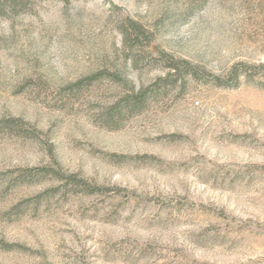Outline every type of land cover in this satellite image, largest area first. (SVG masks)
<instances>
[{"label":"rangeland","instance_id":"1","mask_svg":"<svg viewBox=\"0 0 264 264\" xmlns=\"http://www.w3.org/2000/svg\"><path fill=\"white\" fill-rule=\"evenodd\" d=\"M0 264H264V0L2 13Z\"/></svg>","mask_w":264,"mask_h":264},{"label":"trees","instance_id":"2","mask_svg":"<svg viewBox=\"0 0 264 264\" xmlns=\"http://www.w3.org/2000/svg\"><path fill=\"white\" fill-rule=\"evenodd\" d=\"M18 0H0V15L5 11H13L15 9V5ZM175 70V68H174ZM233 75H237L235 72V68L232 70Z\"/></svg>","mask_w":264,"mask_h":264}]
</instances>
